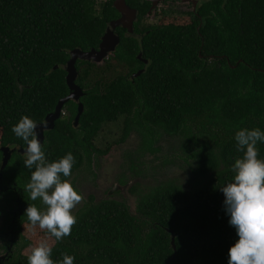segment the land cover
I'll return each mask as SVG.
<instances>
[{
	"label": "trees",
	"instance_id": "obj_1",
	"mask_svg": "<svg viewBox=\"0 0 264 264\" xmlns=\"http://www.w3.org/2000/svg\"><path fill=\"white\" fill-rule=\"evenodd\" d=\"M100 1L0 0V148H24L11 127L25 115L43 122L68 95L64 67L69 52L97 48L117 17L110 3ZM229 3L237 7L234 0ZM197 25L172 22L159 31H140V38L121 37L114 55L100 66L77 60L76 84L83 91L78 124L76 103L69 101L42 142L49 162L73 154L71 175L61 174L67 180L83 165L89 169L94 154L105 155L112 144L123 143L135 126L143 145L159 131L180 137L183 153L189 152L181 160L191 159L193 174L206 178L197 197L183 191L176 178L156 181L147 190L130 185L134 214L123 196L96 204L90 197L74 215L77 222L69 236L56 241L45 230L54 262L62 261L64 253L75 257L73 264H228V251L238 237L228 224L219 189L233 182L232 165L242 156L235 132H264V62L255 60L259 54L247 46L235 19L228 18L225 36L220 23H204L198 31ZM139 53L146 64L137 59ZM109 124L122 127L106 140L103 129ZM98 141L103 149L96 147ZM257 149L258 159L264 160V142ZM2 157L0 151V218L5 221L0 243L6 252L0 264H28L29 254L21 253L28 241L19 229L29 224L24 216L28 204L42 211V201H32L24 190L35 169L26 168L16 150L3 167ZM128 169L134 174L136 168L130 164ZM16 208L20 213L13 216Z\"/></svg>",
	"mask_w": 264,
	"mask_h": 264
},
{
	"label": "clouds",
	"instance_id": "obj_2",
	"mask_svg": "<svg viewBox=\"0 0 264 264\" xmlns=\"http://www.w3.org/2000/svg\"><path fill=\"white\" fill-rule=\"evenodd\" d=\"M43 128L47 122L39 124ZM37 122L27 115L11 127L12 133L24 142V166L35 169L25 191L29 198H38L46 205L44 211L35 204H28L24 216L31 227L46 230L50 237L60 241L71 234L77 222L71 210L83 197L63 177L71 175L75 158L71 152L57 161L46 159L42 143L37 138ZM237 152L232 172L233 182L219 190L223 193V208L229 217L228 224L235 228L238 237L228 251V264H264V160L258 159L257 143L264 142V132L259 128H247L235 132ZM52 247L42 239L30 249L28 264H73L74 256L62 253V261L51 259Z\"/></svg>",
	"mask_w": 264,
	"mask_h": 264
},
{
	"label": "rangeland",
	"instance_id": "obj_3",
	"mask_svg": "<svg viewBox=\"0 0 264 264\" xmlns=\"http://www.w3.org/2000/svg\"><path fill=\"white\" fill-rule=\"evenodd\" d=\"M100 65L102 64L98 66ZM121 127V124H109L103 129V136L107 140L106 136L109 133H113L115 130L119 132ZM184 137V141L188 145L187 135L184 134ZM200 143H203V141ZM180 144V137H170L164 133H156L150 139L149 146H145L142 142L140 143V137L136 132H130L123 143L112 144L107 154H94L89 169L86 165H83L79 171H76L67 179L77 194L83 197L82 201L71 210V214L74 216L90 197H92L94 204L108 197L109 195L106 196V191L116 186L119 179L133 180L127 185L120 187L122 192L120 196L125 197V202L132 214L135 212V197L127 193V187L134 183L140 185V188L147 190L158 185L154 184L155 181H167L176 178V184H179L183 191H189L194 177L193 171L189 168L192 163H190L191 159L189 158H186L188 163L181 160V158L187 157L189 152L183 153ZM95 145L97 148H104L101 141H98ZM130 164L137 168L134 174L128 169ZM114 198L120 199L119 196ZM45 209L46 205L42 203V211ZM3 226H5V221L2 217L0 218V228ZM19 235L22 239L28 241L27 245L21 250L22 254H30V249L42 239H47L49 244L52 241L45 234V230H41L38 226L31 227L30 224H22L19 229ZM6 237L8 239L10 236L7 235ZM1 245L0 243V261L6 256V252ZM12 247L13 245L10 244V249Z\"/></svg>",
	"mask_w": 264,
	"mask_h": 264
},
{
	"label": "flooded vegetation",
	"instance_id": "obj_4",
	"mask_svg": "<svg viewBox=\"0 0 264 264\" xmlns=\"http://www.w3.org/2000/svg\"><path fill=\"white\" fill-rule=\"evenodd\" d=\"M114 1L115 0H101L100 2L110 3L113 6ZM124 1L129 8L134 10L135 20L133 22L131 32H128L126 29H123L122 27H118L115 29L114 33L119 37V40L121 39V37L140 38L143 35V33H140V31L144 30L145 34H147L149 31H154V30L159 31L160 28L172 22L174 25H177L178 27L190 26L193 23L198 22L196 28L197 31L198 29H200V27L203 26L204 23L207 24L213 22L217 25V27L220 23V33L221 35L225 36L228 34V28H227L228 18H233L237 21L238 28L242 29L241 33L243 35V39L246 42L247 46L253 45L256 50V53L259 54V56L255 57V60L258 62H264V0H234V2L237 4V7L231 6L229 3L230 0H124ZM230 11H234V12L230 13ZM116 13H117V17L113 20H116L120 17L117 11ZM212 34L213 36H217L218 30L214 29ZM116 49L117 47L115 48L114 52L108 56L106 60H108L109 57H112L114 55ZM222 58L224 57L218 56L217 60H221ZM209 59H214V57L209 55ZM140 62L142 63L145 62L144 64H146L147 60L142 59L141 57ZM63 114H64V118H66L65 111L63 112ZM135 129L136 130L133 129L130 132H136L137 135L140 137V143H141L143 137L139 134V128L137 126H135ZM159 133L162 132L159 131ZM146 138L150 142V137L148 136ZM200 144L203 143H197V145ZM145 146H149V143L148 145ZM208 174L210 177L212 175V172H208ZM193 175L194 177L193 180L191 181L190 190L187 192L191 197L195 198L197 197L196 190L200 187V185H202L205 182L206 178L200 176L196 177L195 174ZM132 181L133 180L128 181L124 179H119L118 184H116V186L111 187L108 191H106V196L107 195L109 196L106 197L105 199H115L114 198L115 196L120 197L122 193L120 187L125 186L127 185V183ZM121 182H124V184H121ZM154 184H157V182L155 181ZM137 186L140 187V185ZM128 188L129 187H127V193H128ZM122 198L124 199L125 197ZM16 204H17V200H16ZM19 213H20L19 208H16L15 211L12 213V215L13 216L19 215ZM3 236L6 237L7 234H3Z\"/></svg>",
	"mask_w": 264,
	"mask_h": 264
},
{
	"label": "water",
	"instance_id": "obj_5",
	"mask_svg": "<svg viewBox=\"0 0 264 264\" xmlns=\"http://www.w3.org/2000/svg\"><path fill=\"white\" fill-rule=\"evenodd\" d=\"M113 8L119 13L120 17L116 20H112L109 22L105 32L103 33L100 42L97 48H92L89 51H82L78 48H75L69 52V59L66 62L64 67L66 76L65 82L69 93L67 96L58 100L57 104L55 105L54 111L46 115L43 122H47V126L43 128L37 123V138L42 143L44 139V131L51 130L54 127V123L57 119L60 118L62 114V109L64 104L69 101H73L76 103V115L74 118V126L76 127L79 121V117L83 112V105L79 101L80 97L83 96L82 89L76 84L77 79V70L75 67L77 60H83L92 62L94 64H103L105 60L108 58L110 54H112L119 44V37L114 33L115 29L118 27H122L126 29L128 32L132 31L133 22L135 20V12L131 8H129L124 0H115L113 3ZM137 58L141 61V53L137 56ZM145 63V62H144ZM143 70L138 71L136 74L132 75V79L139 76ZM16 150L18 153L23 154L24 148L18 149H10L9 147H2L0 151L3 155L2 157V167L7 163L11 152ZM171 247L174 251L170 261L174 260L175 258V245H174V237L171 235L170 241ZM169 264V261L167 262Z\"/></svg>",
	"mask_w": 264,
	"mask_h": 264
}]
</instances>
